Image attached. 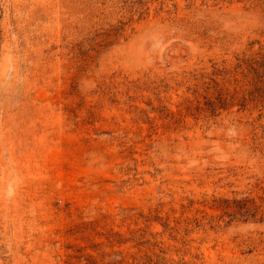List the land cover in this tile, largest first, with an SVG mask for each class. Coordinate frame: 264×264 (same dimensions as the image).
<instances>
[{"label":"rangeland","instance_id":"374dc122","mask_svg":"<svg viewBox=\"0 0 264 264\" xmlns=\"http://www.w3.org/2000/svg\"><path fill=\"white\" fill-rule=\"evenodd\" d=\"M241 59L264 0H0V264H264Z\"/></svg>","mask_w":264,"mask_h":264},{"label":"trees","instance_id":"16d2710c","mask_svg":"<svg viewBox=\"0 0 264 264\" xmlns=\"http://www.w3.org/2000/svg\"><path fill=\"white\" fill-rule=\"evenodd\" d=\"M240 65H245V69L248 74H251V79L249 85L250 89L246 90L249 96V99L252 100H261L264 98V60L259 61L257 59H241ZM247 76V75H246ZM213 82V86L215 88L219 87L217 81L211 80ZM254 98V99H253ZM233 96L228 98L227 96H223V94L219 91L217 97L214 100H208L205 104L211 112L219 108H229L235 105ZM247 98L242 96L240 106L243 108L245 106ZM227 203L226 208H231L228 200H225ZM234 204L235 213L240 214L245 218H256L259 216V221H264V211L260 210V207L255 204V201L249 198H245L239 201L232 202Z\"/></svg>","mask_w":264,"mask_h":264}]
</instances>
